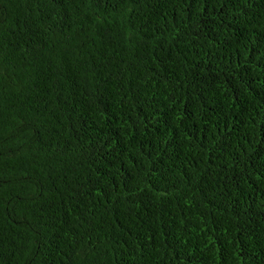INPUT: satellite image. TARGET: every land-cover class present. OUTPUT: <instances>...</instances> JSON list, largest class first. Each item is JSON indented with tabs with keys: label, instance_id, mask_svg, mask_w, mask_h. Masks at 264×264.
I'll return each mask as SVG.
<instances>
[{
	"label": "trees",
	"instance_id": "1",
	"mask_svg": "<svg viewBox=\"0 0 264 264\" xmlns=\"http://www.w3.org/2000/svg\"><path fill=\"white\" fill-rule=\"evenodd\" d=\"M0 264H264V0H0Z\"/></svg>",
	"mask_w": 264,
	"mask_h": 264
}]
</instances>
